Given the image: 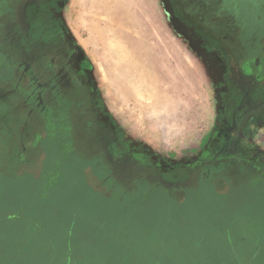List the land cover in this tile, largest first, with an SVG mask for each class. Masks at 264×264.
I'll return each instance as SVG.
<instances>
[{
    "label": "rangeland",
    "instance_id": "1",
    "mask_svg": "<svg viewBox=\"0 0 264 264\" xmlns=\"http://www.w3.org/2000/svg\"><path fill=\"white\" fill-rule=\"evenodd\" d=\"M44 1L62 11L61 34L44 29L46 55L62 44L56 71L0 67L16 93L0 97V264H264V114L233 120L227 52L170 0ZM232 10L264 31V0ZM28 13L19 24L40 27ZM218 139L256 189L212 192L188 170Z\"/></svg>",
    "mask_w": 264,
    "mask_h": 264
},
{
    "label": "flooded vegetation",
    "instance_id": "2",
    "mask_svg": "<svg viewBox=\"0 0 264 264\" xmlns=\"http://www.w3.org/2000/svg\"><path fill=\"white\" fill-rule=\"evenodd\" d=\"M182 1L170 0L176 16L180 18L182 23L184 25H192L197 31L194 32L198 38L208 44L217 45L228 54L231 67H229L228 72L222 73L223 75L219 74L217 70V75L218 79H220L219 81L225 87L228 85L229 92H232L237 86L241 90L240 94L237 91L231 96L233 98V101H231V114H233V120L237 126L241 125L240 129L244 130L251 116L264 114V31L254 29L255 22H251V18L246 17L241 20L240 12L239 17L236 18L237 15H233L234 11L232 10L233 0H225L222 3L220 0H204L196 4L194 9L188 8ZM30 2L31 8L29 7ZM34 2L36 7L32 4ZM252 4H254V1ZM22 8H24V12H29L28 15L25 14V17L28 18L37 12V23L40 21L41 26L25 27L19 24ZM209 11L213 12L211 18L206 14ZM61 12L50 15V10H48L44 0H0V67L4 65L7 67L5 70H7L9 65L26 66L27 68L30 67V71L35 72L36 67L32 66L34 64L35 66L39 65V69L44 72L45 70L48 72L56 71L55 68L58 66L57 59L61 58V55L56 52L58 51L62 54V44L57 39H54V44L57 47L55 49L53 47V50L50 48L46 55L44 50L48 44L44 39V29H50L51 33H55V29H58L60 33L61 29L59 26L62 27L59 22L62 18ZM51 18L53 19V25L50 24ZM45 19L48 21H45ZM54 19H58V22H55ZM260 25L258 24L257 26L259 27ZM73 46V43L69 42L64 49L72 52ZM63 54H65V64L70 66L72 54L70 53V56L66 53ZM16 72V74L22 73L24 75V72L17 70ZM27 75L30 76L29 74ZM54 79L57 78L55 77ZM4 90L5 93H3ZM14 91L8 85H0V97L5 101L6 105L8 104L7 106L13 103V98H11L10 94L15 95ZM255 99L261 100L260 103L254 102ZM81 100L83 102L85 100L88 101V103H85L84 108L88 113L89 97H84ZM83 123L84 125L87 123L86 131L89 136L85 137V139L89 141L91 136L94 135V123L91 117H89L88 121L84 117ZM236 144L239 146L238 143ZM220 145L221 140L218 139L213 147L207 149L209 151L208 155L211 157L203 158L193 168L188 170L198 169L200 179H203V176H206L209 172L208 189L212 190V192H234L242 188L256 189L260 180L254 177L253 170L239 164V161L233 160L234 157L232 156H221L222 148ZM223 151L226 152V149H223ZM107 166L109 168L108 160ZM112 173L114 174V172ZM225 175H229L226 186L222 184ZM258 188L259 191H263L264 185L261 183Z\"/></svg>",
    "mask_w": 264,
    "mask_h": 264
},
{
    "label": "crops",
    "instance_id": "3",
    "mask_svg": "<svg viewBox=\"0 0 264 264\" xmlns=\"http://www.w3.org/2000/svg\"><path fill=\"white\" fill-rule=\"evenodd\" d=\"M72 0H70V2H71ZM69 2V3H70ZM59 28L61 29V27L59 26ZM182 28V27H181ZM69 29H73L72 27H69ZM183 38V37H182ZM3 93H5V90H4V92ZM11 95V98H14V96L12 95V94H10Z\"/></svg>",
    "mask_w": 264,
    "mask_h": 264
}]
</instances>
